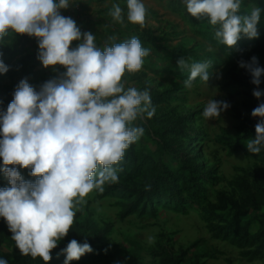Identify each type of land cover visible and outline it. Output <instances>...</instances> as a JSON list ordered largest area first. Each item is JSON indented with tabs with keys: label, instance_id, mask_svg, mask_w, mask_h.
I'll use <instances>...</instances> for the list:
<instances>
[{
	"label": "rangeland",
	"instance_id": "obj_1",
	"mask_svg": "<svg viewBox=\"0 0 264 264\" xmlns=\"http://www.w3.org/2000/svg\"><path fill=\"white\" fill-rule=\"evenodd\" d=\"M142 2L147 9L143 26L128 22L127 0H70V7L61 9L82 32H91L101 49L137 37L149 50L142 68L125 71L122 83L125 89L148 90L155 114L132 122L143 135L113 165L118 182L85 197L57 251L75 239L93 249L75 264H264V146L256 154L246 147L259 121L252 110L264 96H253L257 86L239 66L255 56L264 68V0H242L241 14L262 10L259 35H242L232 48L215 39L216 26L193 18L183 0ZM113 5L121 7L123 23L110 15ZM25 36L33 40L27 51L38 53L37 39ZM5 44L10 39L0 47ZM180 57L189 65L211 61L208 82L197 78L186 87L190 71L177 66ZM63 71L49 67L27 81L39 90ZM5 80L0 78V112L19 84L15 79L6 85ZM259 89L264 91V75ZM213 99L230 107L206 119L203 110ZM3 167L0 158L1 188L9 186ZM8 167L35 180L30 168ZM3 247L12 250L8 239Z\"/></svg>",
	"mask_w": 264,
	"mask_h": 264
},
{
	"label": "clouds",
	"instance_id": "obj_2",
	"mask_svg": "<svg viewBox=\"0 0 264 264\" xmlns=\"http://www.w3.org/2000/svg\"><path fill=\"white\" fill-rule=\"evenodd\" d=\"M195 19H206L216 26L215 39L227 48L241 36L258 38L261 8L241 14L242 0H183ZM70 0H0V39L9 30L35 37L38 60L45 67L64 69L44 82L39 90L22 79L6 111L0 112V158L9 187L0 188V218L12 233L21 254L40 257L48 264L51 252L66 237L74 223L78 206L93 190L103 191L105 183L118 182L113 165L122 161L125 150L143 135V129L130 126L144 114H155L148 90L125 89V71L142 68L149 50L137 37L103 49L94 43L91 32H82L76 21L61 14ZM147 9L142 0H127V20L144 25ZM110 15L123 23L122 9L113 5ZM73 41L79 43L72 47ZM0 53V57H2ZM177 66L189 69L186 87L200 78L210 79L211 61L188 64L185 58ZM239 66L250 73L256 85L253 96L260 100L259 89L264 68L257 57ZM9 66L0 58V74ZM230 105L210 100L203 110L206 119L220 117ZM259 118L255 137L246 147L259 153L264 146V102L252 110ZM29 169L35 180H25L16 167ZM153 243L154 237H148ZM91 245L72 239L61 250L64 264L92 252ZM0 264H8L0 258Z\"/></svg>",
	"mask_w": 264,
	"mask_h": 264
},
{
	"label": "trees",
	"instance_id": "obj_3",
	"mask_svg": "<svg viewBox=\"0 0 264 264\" xmlns=\"http://www.w3.org/2000/svg\"><path fill=\"white\" fill-rule=\"evenodd\" d=\"M25 38H9V36H4L3 39H0V43L2 40L10 39V44H5L3 47H0V53L3 54L0 58L9 66V71L6 74H0V78L7 76V80H5L3 84L14 85L13 81H15V79H18L16 83H19L24 78H33L39 71L48 69L38 60V53L36 51H27V46H30L33 40L28 37ZM19 71L22 72V74H18ZM4 223H6L4 219L0 218V258L7 260L8 264H45L40 257L33 258L30 255L21 254L11 238L12 233L8 230H4ZM6 239L12 244L11 251L5 250L3 247V242ZM57 250V248L52 250V259L48 264H64L65 255L59 253ZM70 264H75V262L71 261Z\"/></svg>",
	"mask_w": 264,
	"mask_h": 264
},
{
	"label": "crops",
	"instance_id": "obj_4",
	"mask_svg": "<svg viewBox=\"0 0 264 264\" xmlns=\"http://www.w3.org/2000/svg\"><path fill=\"white\" fill-rule=\"evenodd\" d=\"M61 14H62V12H61ZM5 36H9V38L11 37V38H15V37H23L24 35H18V34H16V33H14V32H12L11 30H9V32H8V34L7 35H5ZM26 37V36H25ZM3 41V40H2ZM1 41V42H2Z\"/></svg>",
	"mask_w": 264,
	"mask_h": 264
}]
</instances>
